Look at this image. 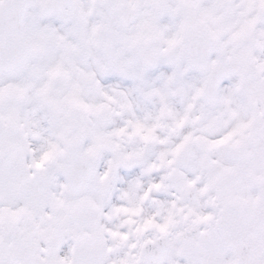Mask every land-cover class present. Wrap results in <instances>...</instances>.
<instances>
[{
  "label": "snow or ice",
  "instance_id": "1",
  "mask_svg": "<svg viewBox=\"0 0 264 264\" xmlns=\"http://www.w3.org/2000/svg\"><path fill=\"white\" fill-rule=\"evenodd\" d=\"M0 264H264V0H0Z\"/></svg>",
  "mask_w": 264,
  "mask_h": 264
}]
</instances>
